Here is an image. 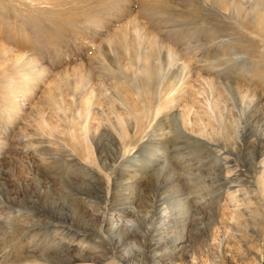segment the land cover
I'll list each match as a JSON object with an SVG mask.
<instances>
[{
	"label": "rangeland",
	"instance_id": "1",
	"mask_svg": "<svg viewBox=\"0 0 264 264\" xmlns=\"http://www.w3.org/2000/svg\"><path fill=\"white\" fill-rule=\"evenodd\" d=\"M0 264H264V0H0Z\"/></svg>",
	"mask_w": 264,
	"mask_h": 264
},
{
	"label": "bare ground",
	"instance_id": "2",
	"mask_svg": "<svg viewBox=\"0 0 264 264\" xmlns=\"http://www.w3.org/2000/svg\"><path fill=\"white\" fill-rule=\"evenodd\" d=\"M262 137V136H261ZM263 140V139H262ZM263 142V141H262ZM262 150V149H261ZM259 151H260V148H259Z\"/></svg>",
	"mask_w": 264,
	"mask_h": 264
}]
</instances>
